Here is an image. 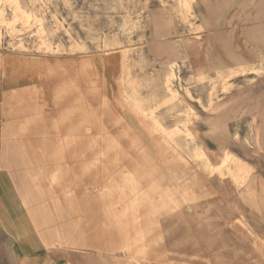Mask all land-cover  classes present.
Here are the masks:
<instances>
[{"label": "rangeland", "instance_id": "obj_1", "mask_svg": "<svg viewBox=\"0 0 264 264\" xmlns=\"http://www.w3.org/2000/svg\"><path fill=\"white\" fill-rule=\"evenodd\" d=\"M0 127L50 252L264 264V0H0Z\"/></svg>", "mask_w": 264, "mask_h": 264}, {"label": "crops", "instance_id": "obj_2", "mask_svg": "<svg viewBox=\"0 0 264 264\" xmlns=\"http://www.w3.org/2000/svg\"><path fill=\"white\" fill-rule=\"evenodd\" d=\"M167 32H170L168 28L162 47L166 63H169L177 55V51L174 38L167 36ZM3 134L4 128L0 127V136ZM80 144L82 143L78 140L68 148L79 151L82 148ZM1 149L4 150V147ZM4 162V157H0V264H99L96 259L85 254L48 250L47 246L53 240L51 233L43 222L31 220L27 215L28 212L18 201V195L9 187ZM11 164L21 166V161L13 157Z\"/></svg>", "mask_w": 264, "mask_h": 264}, {"label": "bare ground", "instance_id": "obj_3", "mask_svg": "<svg viewBox=\"0 0 264 264\" xmlns=\"http://www.w3.org/2000/svg\"><path fill=\"white\" fill-rule=\"evenodd\" d=\"M150 227V226H149ZM151 231V230H150Z\"/></svg>", "mask_w": 264, "mask_h": 264}]
</instances>
